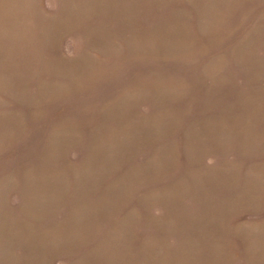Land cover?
Listing matches in <instances>:
<instances>
[{"label":"rangeland","instance_id":"obj_1","mask_svg":"<svg viewBox=\"0 0 264 264\" xmlns=\"http://www.w3.org/2000/svg\"><path fill=\"white\" fill-rule=\"evenodd\" d=\"M0 264H264V0H0Z\"/></svg>","mask_w":264,"mask_h":264}]
</instances>
